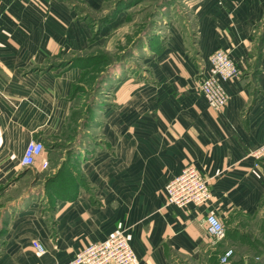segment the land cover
Masks as SVG:
<instances>
[{"label":"crops","instance_id":"crops-1","mask_svg":"<svg viewBox=\"0 0 264 264\" xmlns=\"http://www.w3.org/2000/svg\"><path fill=\"white\" fill-rule=\"evenodd\" d=\"M104 1L0 0V264H67L118 231L131 264H216L249 244L264 199V157L251 155L264 145V0H187L186 21L175 10L159 27L148 76L123 69L102 81L82 120L75 60L94 37L83 15L99 16ZM217 49L238 67L219 110L197 91ZM30 140L43 143L45 169L18 165ZM187 163L211 198L182 210L166 205L165 186ZM30 170L40 176L26 181ZM208 212L224 226L221 241L206 232ZM254 241L263 248L252 264H264Z\"/></svg>","mask_w":264,"mask_h":264},{"label":"rangeland","instance_id":"rangeland-1","mask_svg":"<svg viewBox=\"0 0 264 264\" xmlns=\"http://www.w3.org/2000/svg\"><path fill=\"white\" fill-rule=\"evenodd\" d=\"M119 1L122 0H105V5L109 6L110 10ZM186 4L187 0H126L114 11L113 17L106 21L97 19L101 14L93 16L84 13L83 18L96 26L92 28L96 33L91 41V47L83 54L89 57L81 60V66L85 71L81 72L73 87L75 101L81 105L78 107V115L82 116V120L85 119L86 109L98 102L103 92V82L107 78L121 76L124 73L123 69L134 76H148L150 68L145 63V56L151 52V45H155L162 38V30L159 27L166 26L164 22L172 19L175 10L176 13L182 14V20L186 21L188 18V14H184ZM124 11L128 12L116 19V16ZM112 64L114 67L105 75L103 82L99 83L100 77ZM70 124L73 129L80 126L76 117ZM39 173L30 170L26 174V181L39 177ZM251 226V231H246L249 234V244L242 240L237 248L224 250L225 252L218 255L216 264H252V256H256L255 250L263 248L260 245H253L256 248H252L254 234V243L264 244V199L260 205L259 215L252 218ZM223 256L225 259L221 260Z\"/></svg>","mask_w":264,"mask_h":264},{"label":"built area","instance_id":"built-area-1","mask_svg":"<svg viewBox=\"0 0 264 264\" xmlns=\"http://www.w3.org/2000/svg\"><path fill=\"white\" fill-rule=\"evenodd\" d=\"M238 75V67L224 49H217L209 56V67L198 84V93L213 109L219 110L225 106L228 95L223 83ZM44 145L38 140H30L19 159L22 168L39 166L47 167L46 159H42ZM251 155L259 160L264 157V145L251 151ZM211 192L208 179L205 178L192 163H187L181 172L173 177L165 186V203L179 209L189 206H201L209 201ZM206 232L213 242L225 238V229L219 217L208 212L203 219ZM33 248L41 256L46 250L43 245L34 242ZM230 253V252H229ZM136 255L131 248L127 235L118 231L102 242L90 244L79 250L67 264H131ZM223 256L221 260H224Z\"/></svg>","mask_w":264,"mask_h":264},{"label":"trees","instance_id":"trees-1","mask_svg":"<svg viewBox=\"0 0 264 264\" xmlns=\"http://www.w3.org/2000/svg\"><path fill=\"white\" fill-rule=\"evenodd\" d=\"M124 2H126V0L125 1H119L118 3H116V4H114V6L109 10V6H106L105 5V1H104V3H103V6L101 7V10L102 11H105V12H103L97 19L99 20V21H106V20H109L110 18H112L113 17V15H114V11L118 8V7H120V5L122 4V3H124ZM89 23V22H88ZM89 25L90 26H92V28H94V27H96L95 25H92V24H90L89 23ZM94 26V27H93ZM96 32L94 31V34H95ZM154 44H152L151 45V48H152V46H153ZM151 51L153 52V50L151 49ZM89 56H82L80 59H76L75 60V62L77 63V62H79L80 61V64H81V60L82 59H84V58H88ZM65 64V66L66 65H68L69 63L68 62H65L64 63ZM83 67V66H82ZM112 67H114V64H112V66L108 69V70H106L105 71V74H103V76H101L100 77V80H99V83H101L102 81H103V79L105 78V75L107 74V73H109L110 71H111V68ZM85 71V68L83 69L82 68V72H84ZM263 202V199H262V201H261V203ZM261 203H260V205H261ZM252 248H256L255 246H253L252 245ZM259 249H257V253H259ZM256 253V254H257Z\"/></svg>","mask_w":264,"mask_h":264}]
</instances>
